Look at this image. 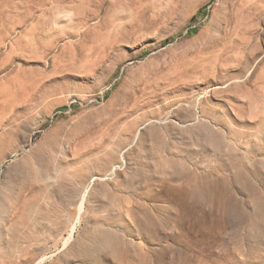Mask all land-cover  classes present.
Returning a JSON list of instances; mask_svg holds the SVG:
<instances>
[{"label": "rangeland", "instance_id": "obj_1", "mask_svg": "<svg viewBox=\"0 0 264 264\" xmlns=\"http://www.w3.org/2000/svg\"><path fill=\"white\" fill-rule=\"evenodd\" d=\"M0 264H264V0H0Z\"/></svg>", "mask_w": 264, "mask_h": 264}]
</instances>
